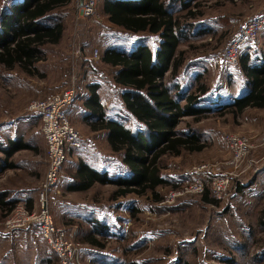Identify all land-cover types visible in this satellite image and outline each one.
Instances as JSON below:
<instances>
[{"label":"rangeland","instance_id":"374dc122","mask_svg":"<svg viewBox=\"0 0 264 264\" xmlns=\"http://www.w3.org/2000/svg\"><path fill=\"white\" fill-rule=\"evenodd\" d=\"M24 2L0 0L1 18L13 14V8ZM206 3L200 7L205 15L192 23L196 31L207 26L213 33L191 36L180 51H186V57L193 61L190 72L199 67L210 88L225 86L221 102L227 104L230 94L241 88L244 76L239 61L234 67L225 68L224 53L244 24L264 11V0ZM103 4L86 20L79 17L76 0L52 14L49 23L62 21L65 32L59 45L44 47V60L38 64V70L45 78H31L19 69L8 71L0 67V141L20 138L38 149L35 155L27 152L8 158L6 165L18 164L13 169L6 168L2 162L6 156L0 151V193H7V201L14 202L15 207L26 203L32 212L39 210L44 199L55 224L80 247L74 264H264V111L248 110L235 116L217 113L214 106L215 111L203 116L200 122L188 118L180 123L181 131L192 128L201 133L207 147L201 153L163 160L162 175L169 185L158 188L160 202L154 201L151 193L113 200L117 190L114 185L95 184L80 192L66 189L79 159L110 167L111 178L130 176L122 168L120 157L110 150L105 135L90 130L93 117L81 112L86 85L102 82L104 91L100 97L107 116L123 121L128 128H136L121 104L122 89L114 84L116 70L101 62L104 49L113 40L128 36L108 22ZM174 10L175 15L185 13L179 7ZM155 38L151 39L153 45ZM251 45L247 50L251 54L264 49V29ZM95 51L99 53L97 59L93 57ZM230 76L232 85H228ZM74 77L77 97L72 107L78 114L70 121L80 133L82 147L70 153L56 187L42 193L48 169L47 150L40 116L29 111V106L71 88ZM230 135L247 139L250 146L242 162L236 165H229L233 158ZM205 163L216 166L217 173L227 171L236 175L224 201L214 206L206 204L202 195H184L171 204H162L171 193L184 187L195 167ZM241 183L256 186L253 190L244 186L238 191L237 184ZM9 214L0 210V264H39L41 257L47 259V264H61L42 239L37 225L6 229ZM90 234L103 248L84 242Z\"/></svg>","mask_w":264,"mask_h":264},{"label":"trees","instance_id":"16d2710c","mask_svg":"<svg viewBox=\"0 0 264 264\" xmlns=\"http://www.w3.org/2000/svg\"><path fill=\"white\" fill-rule=\"evenodd\" d=\"M207 1L210 0H145L143 9L137 12L125 11L127 3L119 0L101 2L112 25L127 32H146L161 37L162 50L158 55L161 67L153 65L151 54L148 57H130L107 50L101 57V62L118 68L113 81L122 89L121 104L130 119L135 121L136 128H128L123 121L107 116L106 108L101 104L99 86L94 81L87 85L90 98L84 104L96 119L91 131L105 135L110 150L120 157L122 168L130 176L111 178L109 172L101 174L80 159L71 183L66 188L69 192L87 191L95 184L114 185L117 190L112 195L113 200L131 194L144 196L151 193L154 201L160 202L162 198L158 188L169 185L162 175L165 168L163 160L201 153L207 147L201 133L192 128L181 131L178 129L180 123L188 118L200 122L203 116L215 109L217 113L223 111L235 116L248 110H264V49L251 54L247 51L252 46L249 45L244 49L246 51L241 52L238 61L244 81L236 93L230 94V103L223 104L222 96L215 98L219 89L211 90L202 76L197 83H189L186 87L180 81L189 59L186 51L177 52V48L189 40L190 33L194 35L196 28L192 22L205 15L200 7ZM70 3L71 0H25L24 5L13 8L11 15L1 18L0 12V67L8 71L19 69L31 78H45L46 75L40 74L38 70V64L44 60V47L59 45L65 32L62 21L51 24L49 20L53 18L54 12ZM178 7L185 13L175 15L174 9ZM211 32L210 28H201L196 36L210 35ZM164 52L169 54L166 63L161 60ZM231 67L234 65L225 68ZM230 79L232 76L229 77L228 85H232ZM12 139L8 137L6 141H0V151L7 158L2 159V162L11 169L16 164L7 162L6 165V161L26 146L18 144L23 142L20 138L9 142ZM70 153L68 149L67 160ZM237 189L242 190L240 184H237ZM210 195L209 190L202 194L203 201L217 206L218 201ZM7 196V193H0V210L11 213L16 204L7 201ZM84 242L91 246H104L91 234L85 236ZM51 262L48 261L49 264Z\"/></svg>","mask_w":264,"mask_h":264},{"label":"built area","instance_id":"2783aa9c","mask_svg":"<svg viewBox=\"0 0 264 264\" xmlns=\"http://www.w3.org/2000/svg\"><path fill=\"white\" fill-rule=\"evenodd\" d=\"M103 0H76L79 17L89 19L94 16ZM264 29V11L248 20L240 29L238 36L230 43L224 53V65H235L241 52L257 40L259 33ZM98 51L93 57L97 59ZM75 77L72 87L48 95L41 100L34 101L29 106V111L37 113L42 122V133L46 141L48 169L46 179L42 186V193L50 191L58 184L59 176L67 161V150L81 146V136L71 123L68 111L77 97ZM264 142V138L262 139ZM228 142L233 152L229 165L242 162L246 148L250 147L247 139L237 135H230ZM216 166L202 164L195 167L191 177L182 189L171 193L162 204H171L177 197L184 195H202L207 190L217 201H224L230 193L231 185L236 175L232 172H215ZM43 195V194H42ZM37 225L42 239L50 249L56 253L61 264H74L78 261L80 247L71 240L66 231L58 227L44 199L40 202L39 210L32 212L26 203H19L8 215L5 227L8 230L25 228Z\"/></svg>","mask_w":264,"mask_h":264},{"label":"crops","instance_id":"0c3cea01","mask_svg":"<svg viewBox=\"0 0 264 264\" xmlns=\"http://www.w3.org/2000/svg\"><path fill=\"white\" fill-rule=\"evenodd\" d=\"M27 1H29V0H27ZM119 1H121V2H126L127 3V6L125 7L126 9H125V11H127V12H137V11H140V9H143V7H144V5H143V1H145V0H119ZM102 4V3H101ZM101 4L99 5V7L101 6ZM99 7H98V9H99ZM97 9V10H98ZM105 14V13H104ZM106 15V14H105ZM106 17H107V15H106ZM107 20H108V17H107ZM109 22V21H108ZM110 23V22H109ZM111 24V23H110ZM112 25V24H111ZM114 26V25H113ZM116 27V26H115ZM118 28V27H117ZM205 28H208L207 26H205V27H203L202 29H205ZM119 29H121L122 31H124L125 33H127V35L128 36H122V37H120L119 39H115V40H113L111 43H110V45H108V47L106 48V49H104V51H103V53H102V57H103V55L106 53V51L107 50H114V51H117V52H120V53H122V54H125V55H127V56H135V55H138V56H140L141 55V57H143L144 55H145V57H148V55L149 54H151V56H152V63H153V65H155L156 67H161V63H160V59H159V57H158V55H159V53L161 52V50H162V47H161V44H162V39H161V37L159 36V35H150V34H148V33H146V32H140V33H132V32H127V31H125L124 29H122V28H119ZM210 29H212V28H210ZM200 29H198V31H199ZM212 31H213V29H212ZM196 29L194 30V32H193V34L194 35H196ZM212 33V32H211ZM193 35V36H194ZM207 35H209V34H207ZM192 36V34L190 33V36H189V39L190 38H192L191 37ZM152 37H156L155 39L157 40L156 42H155V44L153 45V42L151 41V39H152ZM199 37V36H198ZM184 43H186V42H184ZM183 44V43H182ZM182 44H180L179 46H178V48H177V52L178 51H180V48H181V45ZM168 53H165L164 52V54H163V57H161V60H163L162 62L163 63H166L167 61H168V59H167V57H168ZM174 55V54H173ZM103 63V62H102ZM105 66H108L107 64H105V63H103ZM193 64V61H191L190 59H189V63H188V65L185 67V69L182 71V73L181 74H183V77L180 79V81L183 83V86H185L186 87V85L187 84H189V83H197V80H198V78L199 77H201L202 76V79L204 80L205 79V76H204V74H203V71H200V70H198V68L197 69H195L194 70V72L192 71V72H190L189 71V68H190V66ZM110 67V66H109ZM110 68H112V67H110ZM112 70H116L115 72H117L118 71V68H112ZM189 71V72H188ZM206 80V79H205ZM206 82H208V80H206ZM210 82V81H209ZM94 83H96V84H98V86H99V88H98V92H99V94H100V92L103 90L104 91V89H103V86H104V84L102 83V82H94ZM115 84V83H114ZM190 86V85H189ZM213 88H216V91L219 89V86L218 87H213ZM213 88H211V90L213 89ZM224 89V88H223ZM223 89H219L218 90V92L217 93H215V98H218V97H220L221 96V93L224 91ZM85 90H86V93H85V99H83V100H81L82 102H83V107H82V110H81V112H83V113H86V116H88V117H93L94 115H93V113L88 109V108H86V106H85V100L86 99H89L90 98V92H89V90L87 89V85H86V87H85ZM222 95H223V93H222ZM101 104H102V100H101ZM103 105V104H102ZM75 106V105H74ZM72 107V106H71ZM70 109V108H69ZM206 109H208V108H206ZM125 110V109H124ZM76 111H78V110H75V107H72L71 109H70V112H69V119L72 121V120H74V118H75V116H77V114L78 113H76ZM264 111V110H263ZM126 113V112H125ZM82 119V118H81ZM83 120V119H82ZM93 120L95 121L96 119H95V117H93ZM84 121V120H83ZM93 122V121H92ZM94 123V122H93ZM93 123H91L90 124V130H91V125L93 124ZM41 125H42V122H41ZM92 132H94V131H92ZM96 133H100V132H96ZM43 134V133H42ZM45 140V139H44ZM11 141H17V140H15V139H12V140H9V142H11ZM8 142V143H9ZM12 142V143H13ZM18 144H21V145H26V146H24L23 148H21V149H19V150H17L14 154H13V156H17V155H19V154H27V152H33V154L35 155L36 154V152H37V148L36 147H34V146H32V145H30V143H24V142H20V143H18ZM17 144V145H18ZM45 144H46V141H45ZM19 146V145H18ZM82 147V146H81ZM80 147V148H81ZM80 148H78L79 150H80ZM78 149H69L71 152H73V151H75V150H78ZM39 150H41V147H39ZM44 150H45V145H44ZM80 160V159H79ZM83 161H85L86 163H88V164H90L94 169H96V170H99V172L101 173V174H104L105 172L107 173V172H109L110 173V167H108V166H106V167H104V166H100V165H96V163H93L92 161H88V160H86V159H82ZM94 160V159H93ZM16 164V163H15ZM79 164V163H78ZM16 166H18V164L16 165ZM99 166V167H98ZM242 184V183H241ZM241 187H243V189H244V186H248V185H244V184H242V185H240ZM255 186H256V184L254 185L253 184V186H251V185H249L248 187H250L249 188V190H253L252 188H255ZM242 189V190H243ZM238 190V189H237ZM239 191V190H238ZM45 242V241H44ZM46 243V242H45ZM47 244V243H46ZM55 255H56V253H54ZM57 256V255H56ZM58 257V256H57ZM44 260V261H43ZM42 261H43V263L44 264H47V259H44V257H41L40 258V260H39V264H41L42 263ZM7 264H11L9 261H8V263ZM26 264V263H25Z\"/></svg>","mask_w":264,"mask_h":264}]
</instances>
